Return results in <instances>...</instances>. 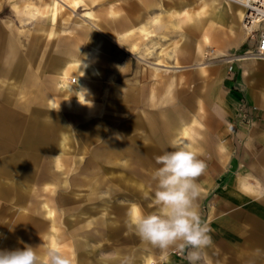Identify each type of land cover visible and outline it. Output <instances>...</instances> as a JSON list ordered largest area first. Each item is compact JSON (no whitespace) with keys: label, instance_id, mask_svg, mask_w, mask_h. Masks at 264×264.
I'll use <instances>...</instances> for the list:
<instances>
[{"label":"rangeland","instance_id":"1","mask_svg":"<svg viewBox=\"0 0 264 264\" xmlns=\"http://www.w3.org/2000/svg\"><path fill=\"white\" fill-rule=\"evenodd\" d=\"M79 1L73 7L64 0H0V60L8 65V75L0 82V105L17 112L20 122L0 154L9 156L8 162L0 163V186L10 193L0 197V250L31 246L46 260L45 249L54 247L71 264H79L82 251L88 264H145L146 253L153 264L170 255L181 257L175 246L155 247L129 226L134 212H160L152 179L160 165L152 155L156 148L161 150L160 144L166 151L174 150L167 139L175 140L176 134L150 131L148 140L140 142L134 136L141 130L134 127L145 126L147 113L157 128L161 113L174 112L189 100L194 104L190 113L196 112L198 102L203 112L217 94L219 81L231 75L222 59L245 56L252 38L230 30L225 5L211 15L209 34L205 26L209 42L201 32L190 31L184 44L181 29L163 10L176 6L171 0ZM61 4L63 12L57 9ZM32 7L34 15L27 9ZM144 13L150 18L142 24L130 18ZM241 21L242 17V27ZM140 24L148 36L137 28ZM84 27L90 30L85 37ZM97 30L103 35L98 53L103 50L105 58L88 71L89 89L83 98L87 101L77 103L78 117L72 119L71 94L77 100L79 77L71 73L68 88L59 84L58 63L65 56L59 48L70 44L79 53L86 38L95 42L91 31ZM178 41L183 42L177 53L181 63L175 66L172 54ZM245 67L255 71H243ZM234 71L232 75L257 98L252 121L264 123V60L235 61ZM181 109L187 111V105ZM200 133L197 128L179 140L193 146ZM131 143L132 156L127 151ZM146 146L150 156L144 162V154L138 152H145ZM20 215L37 226L24 237L10 234ZM51 223L56 228L51 229ZM111 229L117 231L113 234Z\"/></svg>","mask_w":264,"mask_h":264},{"label":"crops","instance_id":"2","mask_svg":"<svg viewBox=\"0 0 264 264\" xmlns=\"http://www.w3.org/2000/svg\"><path fill=\"white\" fill-rule=\"evenodd\" d=\"M204 1L171 0V4L176 3V6L163 9L166 14L174 18L173 25L181 29L180 34L183 37L184 44L187 43L185 41L190 31L201 32L204 35V40L209 42L207 34L210 33L211 15L213 13L208 9L202 17L196 11L202 3H205ZM184 9L188 10V17L182 14ZM130 18L140 19L139 22L142 24V19L144 23L150 16L144 13ZM156 19L153 22H157ZM228 19L230 25H232L233 20L229 17V14ZM141 24L137 28L145 32L144 36L146 37L149 31ZM206 25L208 26L207 34L204 30ZM130 30H132L131 27L128 31L130 32ZM89 31L85 27L81 28L82 36L89 35ZM128 31H125V33ZM1 33L0 28V52L3 45ZM91 33L95 35V42H89V38H86L87 41H83L79 53H75L70 44L60 45L61 48H59L66 54L63 58L70 56L72 53L75 56L80 55L81 59L96 48V54L90 61L91 68L88 71H94L93 65L100 63L105 58L103 50L98 53L99 44L103 42L102 32L97 30L91 31ZM190 34L193 35V33ZM179 42H175L176 44L173 47L172 61L175 66H179L181 63L177 53L181 51L180 45L183 42L181 44ZM158 49L159 53L164 51L161 45L158 46ZM197 50L201 53L200 49L197 48ZM225 53L220 51V54ZM230 56L233 55H226L221 64L228 63L227 59ZM198 65L202 67L201 64ZM50 68L55 70L52 66ZM243 71L249 73L250 71L254 72L255 69L245 67ZM233 72H228L231 75L225 76L219 81L217 94L209 99V105L203 112L200 111L201 105L199 102L197 106L195 105L198 115L196 112L190 113L194 104L189 100L177 105L178 108L174 112L161 113L160 118L162 121H158L159 127L157 128L153 125V121L148 118L147 113H145V126L135 125L134 127L136 130H141L134 136V140L136 138V141L140 142L148 140L150 131H161L163 136H165V132H176L175 140H179V136L186 138L189 132H195L197 128L200 129V137L191 146V149L207 166L196 182L200 186L198 212L202 222L209 228L208 234L212 242L204 249V257L199 264H206L207 262L209 264H264V123L252 121L255 112L253 104L258 102L257 98L247 91L240 78L232 75ZM7 75L8 65L0 60V82L5 81L4 78ZM161 83L165 84L166 82L162 80ZM162 87L168 89L166 85H162ZM151 93H153L152 89ZM71 96L73 98L71 118L76 119L78 117L77 111L80 109L77 105L79 101L76 100L73 93ZM66 101L71 102L68 99ZM83 101H87V96L86 100ZM184 104L187 105V111L181 109ZM52 105L54 106V102ZM241 114L245 116L243 123ZM19 128L20 122L17 112H10L2 103L0 105V154L9 145V138L14 137ZM173 139L171 137L167 140L173 142L175 141ZM133 147L132 143L128 145L127 151L130 156L133 155ZM160 148L161 150L154 149L155 155L152 156L156 158L166 151L162 144H160ZM146 149L145 152H138L144 154V162L150 156L148 146H146ZM8 161V155L0 157V163ZM8 191L0 186V197L8 196L10 194ZM133 209L131 210L133 211ZM14 223L10 232L11 235L23 234L22 237H24L25 234L28 235L37 228L34 220L30 222L29 218L23 219L21 215L16 218ZM21 227L23 230H21ZM50 227L52 229L55 225L51 223ZM111 231L114 234L117 230L111 229ZM186 251L181 257L167 256L161 264H188V261L184 258ZM143 262L153 264L154 259L146 253ZM79 264H88V256L83 251L80 252Z\"/></svg>","mask_w":264,"mask_h":264},{"label":"clouds","instance_id":"3","mask_svg":"<svg viewBox=\"0 0 264 264\" xmlns=\"http://www.w3.org/2000/svg\"><path fill=\"white\" fill-rule=\"evenodd\" d=\"M172 151L156 157L160 165L153 173L156 182L155 203L159 213L134 212L129 225L144 241L162 250L175 246L188 264H199L204 249L211 244L208 226L202 222L197 201L200 186L196 182L206 170L191 146L182 140L171 143ZM37 248L25 246L20 249L0 250V264H71L56 248L45 249L46 260Z\"/></svg>","mask_w":264,"mask_h":264},{"label":"bare ground","instance_id":"4","mask_svg":"<svg viewBox=\"0 0 264 264\" xmlns=\"http://www.w3.org/2000/svg\"><path fill=\"white\" fill-rule=\"evenodd\" d=\"M64 1L67 2V4H70L73 7H78L79 6L78 3L80 2L79 0H64ZM204 2L205 3H202L200 5V7L198 9H196V11L202 17L208 11V9H210L213 14H216L219 11V9L221 8V6L225 5L226 8L228 9L227 11H228L229 17H231V19L233 20L232 21V25H230V30L232 32H236L239 37L240 36L244 37V36L249 34L248 30L250 31L251 28L247 27L248 30L243 29L242 28L243 26L241 27L240 24L238 23V20H241V17H242V21H243V16H244V8L242 7L241 4H239L237 2L230 1V0H205ZM232 4L241 6L243 9H241L239 7L235 8ZM46 6H47V4H46ZM13 7H14V10H16L17 13L20 14L19 7L17 5H15V4L13 5ZM25 7H27V6L25 5ZM29 7H31V6H29ZM32 8H27V9H29V11L34 15L35 14L34 8L33 9ZM63 8H64V4H61V5H59V7L57 9L59 11H62ZM43 13L46 14L47 12H43ZM59 14H61V12ZM85 14H87L89 16L91 15L90 11H86ZM182 14H184V16L188 17L189 12H188V10L184 9ZM181 19L183 20V18H181ZM178 21H180V20H178ZM242 25H243V22H242ZM256 25H257V21L256 22L254 21L252 26H256ZM86 32H88V31H86ZM206 39H207V37H206ZM68 51H69V48H68ZM95 54H96V48L92 49L82 59H81L80 55L75 56V55H72V53H71L70 56H68L66 58H63L64 61L62 60V61H60L58 63L59 65H58V68H57V70H58L57 73H58V75L60 77L59 78L60 79L59 84L62 87L68 88V87L71 86L70 83H69V80H72L71 73H75L79 77L78 78V84H77V87H76L77 101H82L84 96L87 93V90L89 89V87L87 86L86 77H87L88 69L91 68L90 61L95 56ZM243 55H245V56L233 55L230 58H228L227 61L229 62L230 59H232V58H234L235 61L236 60H240L241 61V60H246V59H257L258 60V58L249 57L248 54H246V53H244ZM73 80L75 81V79H73Z\"/></svg>","mask_w":264,"mask_h":264},{"label":"built area","instance_id":"5","mask_svg":"<svg viewBox=\"0 0 264 264\" xmlns=\"http://www.w3.org/2000/svg\"><path fill=\"white\" fill-rule=\"evenodd\" d=\"M233 2H237L242 5L244 8V16H243V27L247 29V27L251 28L248 30L250 37L252 38V44L249 49L244 51V53L248 54L249 57L258 58L260 60H264V0H230ZM254 21H257L256 26H252ZM243 53V54H244ZM236 55V54H232ZM234 62L235 59L232 58L228 62L227 71H234ZM245 116L241 114V121L243 123ZM245 121V120H244ZM247 122V121H246ZM177 256H182L180 251L175 252Z\"/></svg>","mask_w":264,"mask_h":264}]
</instances>
